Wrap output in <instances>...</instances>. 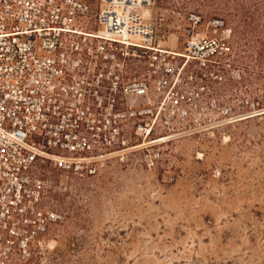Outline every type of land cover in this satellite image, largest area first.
<instances>
[{"label":"built area","instance_id":"obj_1","mask_svg":"<svg viewBox=\"0 0 264 264\" xmlns=\"http://www.w3.org/2000/svg\"><path fill=\"white\" fill-rule=\"evenodd\" d=\"M152 1L0 0V264L63 221L55 175L153 171L172 143L258 112L233 27L190 13L167 47Z\"/></svg>","mask_w":264,"mask_h":264},{"label":"rangeland","instance_id":"obj_2","mask_svg":"<svg viewBox=\"0 0 264 264\" xmlns=\"http://www.w3.org/2000/svg\"><path fill=\"white\" fill-rule=\"evenodd\" d=\"M148 8L167 47H183L190 13L224 18L258 112L172 143L153 171L55 175L48 201L63 221L15 264H264V0Z\"/></svg>","mask_w":264,"mask_h":264},{"label":"trees","instance_id":"obj_3","mask_svg":"<svg viewBox=\"0 0 264 264\" xmlns=\"http://www.w3.org/2000/svg\"><path fill=\"white\" fill-rule=\"evenodd\" d=\"M240 6H244V5H240Z\"/></svg>","mask_w":264,"mask_h":264}]
</instances>
